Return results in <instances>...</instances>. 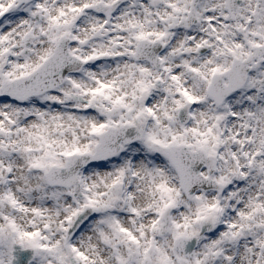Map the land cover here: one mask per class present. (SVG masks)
<instances>
[{
    "label": "snow or ice",
    "instance_id": "obj_1",
    "mask_svg": "<svg viewBox=\"0 0 264 264\" xmlns=\"http://www.w3.org/2000/svg\"><path fill=\"white\" fill-rule=\"evenodd\" d=\"M0 264H264V0H0Z\"/></svg>",
    "mask_w": 264,
    "mask_h": 264
}]
</instances>
